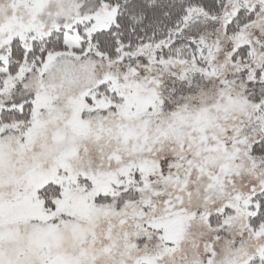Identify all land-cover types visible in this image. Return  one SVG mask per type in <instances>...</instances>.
Instances as JSON below:
<instances>
[{"label": "snow or ice", "instance_id": "1", "mask_svg": "<svg viewBox=\"0 0 264 264\" xmlns=\"http://www.w3.org/2000/svg\"><path fill=\"white\" fill-rule=\"evenodd\" d=\"M0 264H264V0H0Z\"/></svg>", "mask_w": 264, "mask_h": 264}]
</instances>
